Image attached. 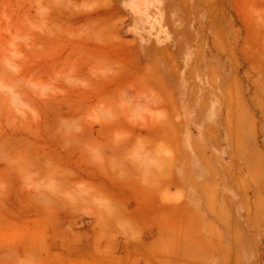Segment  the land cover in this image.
I'll list each match as a JSON object with an SVG mask.
<instances>
[{
  "label": "rangeland",
  "instance_id": "374dc122",
  "mask_svg": "<svg viewBox=\"0 0 264 264\" xmlns=\"http://www.w3.org/2000/svg\"><path fill=\"white\" fill-rule=\"evenodd\" d=\"M0 264H264V0H0Z\"/></svg>",
  "mask_w": 264,
  "mask_h": 264
}]
</instances>
